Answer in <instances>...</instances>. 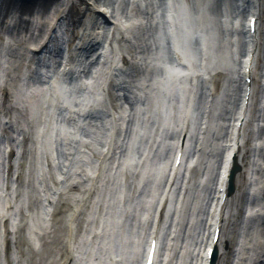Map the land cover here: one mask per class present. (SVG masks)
<instances>
[{
  "label": "rangeland",
  "instance_id": "1",
  "mask_svg": "<svg viewBox=\"0 0 264 264\" xmlns=\"http://www.w3.org/2000/svg\"><path fill=\"white\" fill-rule=\"evenodd\" d=\"M55 1H57V3H60L61 8L54 7V3L51 6L50 10L48 9L47 11H45L46 13L43 14V11H40L34 14L33 17L36 20L41 17L47 18L50 15L53 16L56 10H63V12L57 18V21L54 22L51 27H45L43 29L45 31H41L40 28L37 29L33 27L29 33V31H27L25 27V29H23L22 31L23 35H21L22 41H20V43L23 44V47H25L24 43H26V47L23 48V51L26 52V54H29L28 50L32 47V43H34V40H30V35L35 34L37 35L35 38L39 37V39H41L45 34L49 32L48 30H52L50 41L59 42L55 43V48H51L49 46L48 50L50 52L48 53H51V58H54L55 63H58L61 53H56L52 51V49H56L59 51V47H63L64 45L66 46V43L64 44L65 41L63 39L68 40V44H72L74 42L73 44L75 47H77V49L90 41L91 44L88 49L84 50L82 55L76 57L78 58L77 60L75 58V61H78V65L70 66V74L68 75V79L65 82L66 85L71 89H75L77 87L76 85L80 83L81 79L85 80V78L91 77L93 73L94 75H97V72H103L104 70H106V68H108V65H110V63L112 62L113 57H115L112 54L114 51V47H112L111 44H108L110 45L111 49L104 54L102 60L99 61L97 59V56L99 54L98 49L101 48L104 44H107L105 42L111 43L113 39H116L118 45L122 44L121 46L124 48L129 44L128 47L125 48V50H127V52L129 53L128 54L125 51L127 64L122 63V56H117V62L114 63L115 66L112 67L111 70V75H114V79L120 76L121 70L125 71V83L118 84L115 80H113L112 87H108L107 99L109 101L108 103H106L108 106L100 108L105 112L104 115H100L98 113L96 114L90 111H88V114L86 115V120L88 122H91L92 125H94V123L99 125H97V130L100 129V132L98 134H95L94 127L90 129L85 128L81 131V133L79 132V136L83 140H93L98 142L99 144V147L97 149L93 148V150H91L92 148L88 146L87 148L89 150L80 148V152H88V156L90 153H94L96 157H100L99 164H93V166H95L96 168H99V165L103 160L106 161L107 166L101 186V200L103 196L105 200H108L109 198L115 200L119 213L120 204L117 202V194L120 173L123 168L124 162L127 158L130 157L129 154L131 151L130 147L132 145V141L134 140V138H136L143 123V117L140 113L137 112V110H139L140 106L142 107V105H144V108H146L145 103L147 104V102H140V106L137 105V94H135V91H137L139 87H142L139 79L148 81L145 84L142 83L144 84V87L151 86L157 75L159 73L163 74V70L160 67H158L159 70H155L156 63H163L164 61H167L166 55L162 53L165 50V46L169 47L170 43L168 36L165 35L168 31L167 23L169 21L167 0H82L81 2H79V0ZM33 2V0H30V2L22 4L24 5ZM182 2L186 3L191 8V11H193L194 14L196 12H202L206 17H204L205 20L209 18L208 20L210 21V27H212V24L218 27L219 41L217 42V45L214 49V54L217 57H220V55H222V52L226 51L229 48L226 47V43H228L231 35L237 39V54H229V60L227 62H223L221 60V64L223 63L226 65L229 74L228 87L226 89V93L223 96L224 103L222 107H220L221 105H219L218 110L215 112V118L213 119L214 122H216L217 118L220 119L219 124L221 126H217L216 131H214L212 135L209 136L208 134H206L205 137H202L195 146L196 149L194 145L198 140L196 135L197 131H195L193 137L191 138L189 146L190 152L188 153L187 157L191 154H194V152L196 151H198L197 153H201L197 156L198 166L193 168L188 174V180L192 181V189L188 193L185 208L181 214V219H178V216L180 214H178L176 218H174L172 214L167 218V223L162 228V238L164 241H168L170 235L173 234V232L177 228L179 231H177L176 234L173 235V239H177L179 235L180 245H178V247H173L172 249L171 246L165 244L160 247L158 249L159 258L157 264H159L160 259H163L164 253L167 252L168 254V251L170 252L169 263L171 264H196L197 258L199 259L198 255L202 254V252H200V248L203 247L208 235L205 230V228L207 229L205 219L210 217V215H208V210L211 203L210 198L212 197L214 189L213 184L214 180H216L217 178V171L219 169L222 156L225 153V145L230 143L232 126L231 123L236 117L237 107L239 106L238 104L240 99V86L242 84V81L240 79L238 69L242 52L243 50L245 51L246 48L245 43L243 42L244 36H242L243 33H241L243 31H241V28H238V25H236L235 23V20H243L247 15L246 3H242L241 0H211L209 4H205L203 8V10L205 9V11H202L201 8L203 0H180L179 4ZM44 3L45 1L43 0V2H40L39 5H43ZM20 5L21 4H18L17 6ZM17 6L16 0H0V115L4 114L7 119H10L11 123H6V126L9 129H13L12 125L14 123H20V131H18V133H22V135L24 136V150L27 151V153L24 155V159L21 160L20 165L21 169L23 170L25 161L28 159L26 169L24 173L21 174V176L23 175L27 179L26 194L22 200V213L20 212L21 217L24 219H22L23 223L18 230L19 233L22 234L25 231L27 225L28 220L26 219H28L31 214L34 213L35 215L37 212H39L40 204L42 203V198L39 193H41L45 188L43 197L48 194L47 188L49 181L45 179L44 186L43 184H40L38 178V170L42 168L43 162L45 161L47 165H50V170H53L52 174H50V177L52 179V189L54 191H57L56 189H61L63 187L60 182L56 180L58 173H63L67 170H71L72 168L70 167L74 163H77V161L84 159H79V157H77V154L79 153L77 147L76 150L73 149L71 150V152H68L65 144L62 142L59 143L58 141H56L54 144V156L52 157V159H50L48 158L47 154L40 150V144L45 143V136L43 137L42 135L40 138L36 137V139H33V136L37 131L36 128L38 124L41 123L40 130H43L44 133L49 130L46 116L47 113H49L48 115H51L52 110H55V114L52 113V119L53 117H55L56 122H62L65 119V121L69 124H73V121H71L73 118H76L78 120L77 114L73 113V115L68 116L65 114V110L59 106L56 108L50 107L48 109V105H45L43 110H40L38 108L39 111H37V121L33 118H30V115L28 114L29 111L27 105L29 99L33 98L35 101L33 102V104H37V102L40 100V92L43 91V89L45 91L50 89V79L45 78L43 81H41L42 78L39 74L41 72H39L38 70V68H40L41 70L47 69L43 64L48 63V58H40V64L42 65H38L36 68L26 67L28 65L27 63H24V77L26 78L24 90L16 91L12 87L10 89L15 93H21V97L15 98V101L17 99V104H19L17 106V111L21 113L22 120L17 118L18 113L16 111L13 112L12 109H10L9 113H7V110H3V104H5V100L4 97H2V93H4L5 88V77L7 76V73L11 71L6 67L12 66L11 57H9L10 55L7 54V51L10 47L17 45L18 40L15 39L14 34L17 33V30L20 31L19 29H17V27H13L14 23H17L19 18L21 17V12H19ZM74 16H76V18ZM103 16L105 17V21L103 20ZM24 18L25 20L30 19V16L25 15ZM3 22L6 23L5 27H1ZM259 22L260 28L258 40L261 42V45L260 52L258 49V52L256 54V60L253 67V78L255 79V97L252 104H249L246 109L245 124L243 130L239 132L241 134L240 140L243 142L241 151L242 155H240L239 162H241V159H243L242 165L244 164L250 170V173L248 175V177L250 176V178L243 188L242 201L238 203L237 207L232 206V210H230V213L228 214V218L225 223L223 239L226 241L228 239L232 243L230 246H225L224 244H222L218 247V256L216 259L217 264H247V262L241 261V252H243V245L245 243L244 237L249 232L253 236L251 237V241L255 242H252L251 245L254 247V245L256 244L257 249H260V256L257 258V260H255L254 263L264 264V252H262L264 251V238L261 237V235L264 234V219L261 218L256 211L259 208H255V210H253V207L255 205L254 200L256 197L260 199V196L248 195L249 190H257L258 192L262 191V193L264 191V184H262L258 188L256 186L257 183L261 182V180H258L262 176H264L260 173L259 170L260 163H262V157L264 155V146H261L262 144L258 142L261 141L264 136V123L262 122V120L264 119V112L260 106L262 105V103L260 102V99L262 97L261 76L262 66L264 63V0H262V12ZM123 24L130 25L122 27ZM110 27L114 29H109ZM36 29L37 31H35ZM121 29L125 35L124 40H122L118 35L115 34V32L117 33V31H120ZM25 34L28 35L26 39L24 38ZM163 35L166 39L162 42L161 36ZM95 38L98 39L97 43L92 42ZM23 39H25V42ZM119 41H121L122 43H119ZM166 50L169 54V49ZM232 52H234V50H232ZM92 54L93 57H91ZM199 56L201 55L199 54ZM201 58L203 57L201 56ZM25 59L26 62L30 61V56L27 55ZM8 61H10V63H8ZM28 68L30 70H28ZM212 68L214 67L212 66ZM74 69L75 72L71 77H69ZM54 70L56 71L58 70V68ZM45 72H47V70H45ZM194 84H196L195 90L197 93V98L195 114L191 122V124L193 125L195 121L198 122L202 118V115H204L205 113H209V111L205 112L204 110L206 102V95H203L205 92L203 88L204 82L194 81ZM144 94L148 96L146 90H144ZM111 95H113V102H111L110 99ZM170 98L175 99L174 95L170 96ZM12 100L14 101L13 98ZM36 107L37 105L34 106V108ZM169 115V109H162L159 112V119L158 121H156L151 140H149V142L145 141L144 143V139H142V137H138L135 146H133V150L136 151V161H138L137 163L139 164V166L137 168L136 175H132L133 179L131 180V184L135 185V183L139 182L140 177L138 176V170L142 169L143 163L145 162L143 160H145L146 157H148L146 162L150 170L147 175V179L143 180L139 191L135 195L136 199H133L132 201V212L128 221V232L132 234L135 242L140 240V235L138 234L139 230H141L142 232L145 231L143 232L144 237L145 233L149 231L153 222L152 216L149 219V224L144 223L143 219L138 217L147 212L146 209L148 208V204H150V201H152L149 200L148 197L154 189V173L157 171L159 164H162V162H168L169 153H171L174 145V141H171L170 138L176 135L173 132V126L180 125V128H182L180 113L178 112V117L176 119H172V116ZM168 116L170 120H168ZM111 117H113L118 123V125H116V135L118 137L120 136L122 146L115 152V148L118 145L117 144L113 147L110 153H105V156L103 154L100 156V151L103 150L104 141L106 138V132L103 125L105 123V120ZM171 120H173L174 123H172L170 126L169 121ZM199 124L197 125V129L199 128ZM95 136H97L98 138L96 139ZM16 137H14V140L16 139ZM155 137L156 139L154 140ZM7 142H10V140H7ZM1 143L2 147H0V153L4 150L2 148L6 144L5 142H2V137L0 138V146ZM12 144L15 145V143ZM148 147L152 149L149 153H145L146 148ZM204 147H207V149H204ZM68 156L70 157V159H68ZM11 158L14 159L15 156L13 157V154H11ZM116 160L118 161V163H115L114 167H112L114 169V173H111L109 170V168H111L112 166L111 162H114ZM52 161H54L55 164H53ZM257 172H259L260 175ZM201 174L202 176L206 177V179H209L206 185H200L197 183ZM238 174L239 172L236 174L235 180ZM256 174H258V176H256ZM138 177L139 179L137 180ZM67 179H71L70 181H68L69 194L67 196V206L66 208H64L65 200H62L63 196L57 195V206L52 217V220H54L58 232L57 234L52 235L54 244L57 247V255L56 257L52 258L53 262L51 264H66L67 259L69 258V254L73 252L75 244L76 246L78 245V243L76 242H78L77 238L80 233L81 235L86 234L88 237L87 239L89 245L86 247V254H88L89 251L92 250L90 248V245L94 241V238V250L96 251H94L93 255L95 256L98 252H101V250L99 249L101 245L100 236L102 235H100V231L98 230V216L88 228L83 227L84 216L90 206L91 201L94 199L98 192L97 191L95 193V190L97 186H99L98 182L100 178H97L96 175L90 178L87 176V173L84 170H80L78 174L74 176L71 174H67ZM74 181L77 182V188L72 187ZM108 187L109 198L107 197ZM78 189L81 190V193H70V190L71 192H76L79 191ZM130 189L133 188L130 187ZM58 192H61L62 194V190H59ZM235 192L236 191L234 190L233 195L235 194ZM17 197L18 194L16 198ZM122 203V205L126 206L128 204V201ZM77 204H79V207H77ZM152 204L154 205V203H151V205ZM12 205L15 204L12 203ZM98 206L99 205H97V208ZM97 208L96 215L99 212L100 208L102 211H104L102 213L103 220H105L106 222L108 217L111 216L109 209H107L106 207L105 209H102L100 206L98 209ZM170 209L172 211L174 210L172 204L170 205ZM110 210L115 213V221H117L118 213H116L115 209L110 208ZM247 211L250 214L248 213L246 216ZM251 211L252 213H254L253 216H251ZM71 212H74L72 218L70 216ZM69 227L72 233L71 237L66 236L68 235ZM102 228L104 229V225H102ZM237 243L238 245L237 247H235ZM235 250L237 251L235 252ZM248 252L250 253L248 255L253 254L250 251ZM22 256L23 255L21 253H18L19 260H21ZM33 256L36 259V264H42L36 254H33ZM72 259H74V257ZM31 260L32 262L34 261L33 257Z\"/></svg>",
  "mask_w": 264,
  "mask_h": 264
},
{
  "label": "bare ground",
  "instance_id": "2",
  "mask_svg": "<svg viewBox=\"0 0 264 264\" xmlns=\"http://www.w3.org/2000/svg\"><path fill=\"white\" fill-rule=\"evenodd\" d=\"M33 3H29V4H21L20 6H17L19 12H21V17L19 18L18 22L14 23L13 27H17V29H19L20 31L17 30V33L14 34L15 39L18 40L17 45L10 47L7 51V54L10 55L9 57H11V65L12 66H8V70H11L10 72L7 73V76L5 77V88H4V93H2V97H4L5 100V105L3 104V110H7V113H9L10 109H12L13 112H17L18 116L17 118L22 120L21 117V113L18 112V105L17 104V99L15 101V98H20L21 97V93H15L14 91L10 90L11 87L13 89H15L16 91H21L24 87V85H22L21 83H23L22 79L24 78L23 72H24V63H27V67L29 68H36L38 66L37 61H32L31 60V56L26 54V52L23 51V48L26 47V43L23 44L20 43V41H22V36L23 35V29H27V31L32 30L33 27L37 28V29H41V31H45L43 30L45 27H51L53 25L54 22L57 21V18L59 17V15L63 12V10H56L55 13L53 14V16H49L47 18L41 17L39 19H34L33 15L36 14L37 12L43 11V14L46 13L45 11H47L48 9L50 10L51 6L55 3L54 7H60V4L57 3V1L55 0H44L45 3L42 5L39 3L43 2V0H33ZM82 0H79V2H81ZM211 0H203V4H202V11L203 8L205 6V4H209ZM256 2V7L254 8V10L256 11V8L260 7V3L262 2V0H255ZM18 4H20L18 2ZM17 4V5H18ZM22 6V7H21ZM187 7V4H186ZM179 8H180V4L177 3L176 0H169V19H170V23H169V29L168 31L170 32V39H172L174 48H175V54H176V58L177 61L179 63L182 62H187V66H183V67H178L177 70L172 69L171 67L169 68H164L165 65L161 62H157L156 63V68L155 70H159L158 67H160L161 69L163 68V74L159 73L155 79L154 84L152 83L151 86H146L144 87V84L147 83V80H143V79H139L140 80V84L142 85V87H139L137 92L135 94H137L136 99L139 101L141 100H145V102H147V104L145 103V107L144 105H142V107L140 106V104L138 103V105L140 106L139 110H137L138 113H140L143 117V123L139 129V133L142 135L146 134L145 137H142V139H144L146 142H148L151 139V136L153 134V131L155 129V124L156 121H158L159 119V111L162 110V108H164L166 105L169 106L166 109H169L171 111H175L178 104H175L174 99H170V96L176 91L179 90L180 92V98H181V102L183 104L182 106V111L179 112L181 114V125L182 128L180 129V126L177 127L179 130V135L177 137V142H180V139L182 138V134H188V128L185 129L186 124L190 121V123L193 120L194 114H195V103H196V90L195 88L192 89L190 87V84L187 83V78H191L192 81H198V78H196V74L198 72L201 74H206L207 80L204 83V89H205V93L207 95V101H206V110H209V106H208V99H209V94H208V87L207 85L209 84V80L211 79V75L213 73L216 74H222L223 79H224V84H223V88H222V94L217 97L215 99L214 103H211V110L210 112L215 113L218 110V104L223 105L224 103V94L226 93V89L228 87V79H229V74L227 71V67L225 64H221L217 67L212 68L211 67V60L209 59V61H207V59L205 58L203 60L202 65H200V68L195 67L192 62L187 61L182 53V49L180 47L182 40H184L186 42V45H190L191 43H193L196 39L199 42V46H201L203 48V52L207 53L208 50H210L218 41H219V37L217 36L218 32V27L214 26V24H212V27H210V21L208 19L205 20V16L202 12L199 13H193V11H191L190 9H188L187 7V11H185L184 9V4L182 5V11H183V19L179 14ZM200 9V11H201ZM39 10V11H37ZM25 15H29L30 19H26L24 18ZM77 16V15H76ZM76 16H74L76 18ZM205 17V18H204ZM43 18V19H42ZM45 19V20H44ZM43 21V22H42ZM238 20H235V22H237ZM214 23V22H213ZM183 25H185L186 27H183ZM6 23L3 22L1 27H5ZM125 26H129V24H123L122 27ZM180 26V27H179ZM112 27H110L109 29H111ZM243 28V27H242ZM259 28H260V24H259ZM29 29V30H28ZM37 29L35 31H37ZM114 29V28H112ZM50 31V30H48ZM121 31V33H120ZM118 30L117 33L115 32L116 35L119 36V38H121L122 40H124L125 35L124 32L122 30ZM139 31V30H138ZM52 35L51 32H49L48 36H46V39H39L35 38L37 35H30V40H34V44L32 47L33 49H29L30 54L34 53V55H37L39 53V50H45L48 51L47 48H49V46L51 48H55L56 44L55 42H50L49 43V37ZM33 36V37H32ZM28 37L27 34H25L24 38L26 39ZM25 39L24 42H25ZM37 39V40H36ZM98 39H94L92 42L93 43H97ZM15 41V40H14ZM161 41L163 42V37L161 36ZM38 43V44H36ZM107 44H104L101 48L98 49L99 53L101 54H105L106 51H110L111 47L108 44H111L112 47H114V51H113V61L112 63L117 62V58L116 56H122V59L126 60V56H125V51L127 52V50H125V48L128 47V45L124 47H122L121 45H118L117 40L113 39L111 43L105 42ZM119 43H122L121 41H119ZM49 44V46H48ZM91 42L89 41L87 44L81 46L80 48L77 49V47L74 46V44H71L70 47L68 48H64L62 49V47L60 50V53L62 51V55L64 57V61L62 64V68L63 71H65L66 69H68L71 65H78L77 62L78 61H69L71 58H73L75 56L79 57L80 55L83 54L84 50L88 49V47L90 46ZM227 46L229 47L226 51L222 52V55H220L221 60L223 62H227L229 60V54L233 53V54H237V50L235 48L237 45V39L234 36H230V39L228 40V43H226ZM28 45V44H27ZM208 49V50H207ZM248 49L249 50H253L256 51L257 49H259L260 52V42H258L255 38H253L249 43H248ZM130 50V49H128ZM232 50H234V52H232ZM52 51H56L55 49ZM132 51V50H130ZM50 52V51H48ZM46 52V53H48ZM94 53V52H92ZM128 53V52H127ZM129 54V53H128ZM189 54H191V51L189 49ZM30 56V61L26 62L25 57ZM45 55V54H44ZM43 55V56H44ZM91 57H93V54L91 55ZM48 58H50L51 60H54V58H51V53H48ZM78 58H76L77 60ZM62 60V57H61ZM124 62V61H123ZM8 63H10V61H8ZM115 66V64H114ZM28 68V69H29ZM208 69H210L211 73H206L208 71ZM39 72H42V70L40 68H38ZM111 70L112 67L109 68V71L107 73H105L104 75L100 74V76L98 75V78L96 81L95 78L91 77V78H85L84 81H80L79 85H77L78 90L75 88L74 91H71L70 93L72 94V98H66L64 99L63 96L61 95L62 92V80L59 79V77H64V78H68L66 76H64L63 74L59 73V71H57L58 78H55L52 80V87L50 88V90L47 91H41L40 92V97H39V101L36 103L33 102L34 99L30 98L27 108L29 111V115L30 118H33L34 120L37 121L38 117V108L40 110H43L44 106L46 104H52L53 103H57V105H66L70 108H72V110L77 109L80 113H85V110L88 109L91 102H93L95 105H93V107H98L100 104V100L101 99V95H97L96 92H98V90H100L103 87H106L108 85V87H112V83L113 80L111 82H109V80L111 79V76L113 77L114 75H111ZM206 71V72H205ZM75 72V69L72 71L71 75L69 77H71L73 75V73ZM111 72V73H110ZM187 76V78L185 77ZM126 80V73L125 71H122L120 76L118 78H116V81L119 84H124ZM143 80V81H142ZM98 82V89H96V83ZM144 83V84H142ZM152 87V88H151ZM151 88V89H150ZM66 91H68L69 89L65 88ZM80 89V90H79ZM144 90L147 91L148 96L144 95ZM77 91H80L82 94V103L81 104H77L76 102L79 100V97L77 96ZM91 94H90V93ZM247 92V91H246ZM110 97V96H109ZM113 95H111V102H113L112 100ZM12 98L14 99V101L12 100ZM73 105H70V100L73 99ZM108 98V97H107ZM104 99V98H103ZM147 99V100H146ZM108 100V99H107ZM183 100L185 101V103H183ZM109 101V100H108ZM218 103V104H217ZM36 108H34V106H36ZM180 105V104H179ZM174 106V107H173ZM173 107V108H170ZM49 108V107H48ZM111 108V107H110ZM144 108V109H143ZM114 109V107H113ZM244 109L242 108V111ZM48 112V111H47ZM52 112H55V110H52ZM49 113H47L48 115ZM237 116L240 117L238 121H242L241 120V112H237ZM264 118V116H263ZM49 130L47 132H43V130H40L41 128V123L37 125L36 128V136L37 138H40L42 135L43 137L45 136V144H40V150L44 151L47 153L48 158L52 159V156L54 155V144H53V139H54V132L57 134L59 133V135L61 136V138H63V143L65 144L68 152H71V150L74 147H77L79 153L77 154V157H79V159H84L86 160L85 165L83 168L86 169V173L89 175L91 174L92 176L96 175V177L100 178L99 179V186H97L95 193L97 192L96 196L94 197V199L91 201L90 206L84 216V221H83V227L88 228L90 226V224L92 222L95 221L96 217L98 216V224H99V233L100 238H101V247H102V255H100V262L99 264H139V262L141 261L142 257H143V252L144 250H141V244H135V245H131V243L129 244L130 247L128 249L127 247V243L128 240H131L133 238V236L130 234V232H128V221H129V217L131 215L132 212V201L135 198V195L137 194V192L139 191L140 186L142 185L141 183L143 182L144 179H147V175L149 173V166L147 165L146 162H144L143 167L141 170H138L139 172V177L140 180L138 183H135V185L131 184V180L133 179L132 175H136L137 173V168L139 166V164L137 163L138 161H136V151L133 150V146L136 144L137 139L139 137V135L136 136V138H134V141L131 145V151L129 154V158L126 159V161L123 164V168L121 170L120 173V177H119V182H118V194H117V198L120 197V199L123 202L128 201V204L126 206L122 205L123 203L120 204V211L121 213H118L117 210V203L115 202V200L109 198V194H108V189L107 188V197L109 198L108 200H105L104 196L101 200V193H102V183H103V179H104V173L106 170V161L103 160L101 162V164L99 165V168H96L95 166H93V164L98 163L99 164V160L100 157H96V155H94V153H90L88 156V152H80V148H84L85 150H89L87 147L89 146L90 148H92L91 150H93V148L97 149L99 147L98 142L96 141H89V140H83L82 138L79 137V132L80 129L78 127H80V121H77L73 126L70 127H63L60 129V131L55 130L56 126L54 125V117L52 119V116L49 115L48 119L46 120ZM86 122H88L87 120H85ZM85 121L82 122V125H85ZM111 121V122H110ZM220 119L217 118L216 122H215V129L218 126H221L219 124ZM262 122L264 123V119L262 120ZM17 128H16V132L18 133V131H20V123L17 122ZM94 126L95 129V134L99 133V130H97L96 124L94 123V125H92L91 122H88V124H86V126L88 127V129H90V126ZM116 125H118L117 121L111 117L109 122L107 123V126L109 127V129L107 130L109 136L105 139V144L104 149L100 151V156L104 153H110L113 149L114 146L117 147L115 148V152L120 149V147L122 146L121 144V139L120 136H116L115 134V130H116ZM193 124H191L192 126ZM200 125H202V123H200ZM236 131V130H234ZM13 132V131H12ZM245 132V130H244ZM0 133L3 134L4 138H7V140L13 141L11 138H9L7 136V134H10V131L7 130L5 127H3L2 129H0ZM14 133V132H13ZM157 133V132H156ZM207 134L210 135L211 132L207 131ZM18 135V140L24 138V136H21L20 134ZM264 135V133H263ZM156 136V134H155ZM95 138L97 139L98 137L95 136ZM174 141V140H173ZM261 142L263 143L262 145L264 146V136L261 139ZM39 145V144H38ZM12 144L10 143H6L5 147H4V151L0 153V163L3 164L5 162L10 163L11 161V157H10V153L8 155V152L12 150L11 148ZM21 146V144H20ZM2 147V143L1 146ZM237 146L234 145V147L232 148V153L235 152V148ZM22 149V147H21ZM39 150V149H37ZM231 154V153H230ZM240 155H242V153H239V158ZM71 156V155H70ZM68 159H70V157L68 156ZM147 159V157H146ZM28 160V159H27ZM25 161V166L27 165L28 161ZM74 161V160H73ZM243 159H241V162H237V165L241 168H243L242 171L239 172V174L237 175V178L234 182V188H235V194L231 197V198H227L225 201V205H227L230 201L231 203V208L232 206H236L238 205V203L240 201H242L243 199V188L246 185V182L249 180L250 177H248L250 170L243 164ZM53 164H55L54 161H52ZM51 163V165H52ZM115 163H118V161H114L111 162V168H109L111 173H114V169L112 167H114ZM71 164V163H70ZM69 164V165H70ZM73 164V163H72ZM80 164L79 161H77V163H74L70 168H73V170L77 171L79 170V167H75V165ZM68 165V167H69ZM10 166V165H9ZM181 169V168H180ZM179 169V170H180ZM264 155L262 157V167H261V171H263L264 173ZM51 171L50 170V165H47V163L44 161L42 164V168L40 170H38V175H40L39 181L41 182V179L46 176V174H50ZM11 173V169H9L7 172L6 170H1L0 168V204H1V208H0V251H2L3 245L8 242V237L10 236V233L8 231V227H9V220H13L15 221L17 219V217H15V212L14 210H9L8 206L10 205L9 199L5 200L4 199V191L2 189V184H3V179L6 175H9ZM77 174V173H76ZM75 174V175H76ZM139 177L137 178V180L139 179ZM248 178V179H247ZM60 181V184L63 186L61 189H56L57 191L62 190V195L63 197L66 199V203L68 202V194H69V187H68V179H67V174L65 172H59L57 175V178ZM16 180H12L10 186L8 187V190L10 189V187L13 189L14 186L16 185ZM48 181L50 182L48 184V191H49V197L50 200H48V204L45 208L42 207L41 205V209L40 212H37V219L34 217V213L31 214L29 216L28 219V224L26 225L25 231L23 232L22 230V234L19 235V248L21 249V251L23 252H28V250H32V246L36 247V253L38 256V259H40L42 264H47L49 263V259L56 257L57 255V247H54V241L53 238H51L52 235L57 234L58 229L56 228L54 231H51V218L54 215L55 212V207L51 202V195L57 194V193H53L51 192L52 189V180L48 179ZM136 181V180H135ZM190 181H188L186 183V186L190 185ZM264 182H260V184L257 185V187L259 185H262ZM160 185V181H158V184L154 185V189L152 190V194L148 197L149 199L153 200V199H157L158 202L157 204L154 206V208L152 206H150V204H148V209H147V213H144L141 215L144 223H147V215H149V213H152L154 215V219L157 216L158 211L164 210V208L167 205L168 200H173L177 209H176V213H181L182 209L180 205H183L184 202L186 201V197L188 196V193L190 192V190L192 189V186L188 189L187 195H186V190H184L183 192H180L178 194H176V196L174 197L172 195L171 188H167L166 186L162 188H159ZM45 186V185H44ZM130 187H132L133 189H130ZM122 189V191H121ZM121 192V194H120ZM43 193H45V188L42 190L41 193H39L40 196L43 197ZM71 194H79L81 192L76 191V192H71ZM221 194L219 192H217V197H220ZM263 198H264V193H263ZM83 200V198H82ZM217 200L214 202L215 206L217 207ZM236 204V205H235ZM97 205H99L102 209H105V207L107 209H109L110 211V218L114 219L111 220L110 223V231L111 233H109L108 231H106L105 229L102 228V225H104V220H103V212L99 207V212L96 215V208ZM261 205L260 202H257L255 204V208L259 207ZM67 204L64 206V208H66ZM77 207H79V204H77ZM97 208V209H98ZM110 208L115 209L116 213H118V219H117V224L115 222L116 217H115V213L112 212V210H110ZM230 208V210H232ZM254 208V209H255ZM258 211H262V210H258ZM221 213V212H220ZM219 213V215H220ZM230 213V211H229ZM228 213V214H229ZM174 214V213H173ZM74 212H71L70 216L71 218L73 217ZM43 216V218H41ZM7 218V220H6ZM153 219V220H154ZM6 220V221H5ZM158 222V221H157ZM218 223L221 224V220L220 222L218 221ZM149 224V223H148ZM153 224V223H152ZM45 225V226H44ZM68 235H66L67 237H71V229L70 227L68 228ZM176 231H179L177 228L175 229ZM49 231V232H48ZM144 232V231H143ZM143 232L140 230L138 232V234H140V237L143 239ZM25 233V234H24ZM108 233V235H107ZM153 234L150 235L151 237H155L158 235V237H160L161 233L155 235V231L152 232ZM81 233L78 235V245L74 246L73 248V252L71 254H69V258L67 259L66 264H70L68 262V260H71L74 257V264H83V260L86 256L85 250L86 247L88 246V237L86 234L81 235ZM130 235V236H129ZM174 235V234H173ZM261 235V234H259ZM48 236V237H47ZM73 236V235H72ZM224 236V231H223V235L222 238L220 240V245L224 244L225 246H230L231 245V241H229L227 239L224 240L223 239ZM131 237V239H130ZM157 237V238H158ZM251 237L252 234L249 232L248 234H246V236L244 237V247H243V251L245 252V254H250L248 251H251L252 253L256 252V257L258 258L260 256V249L258 250L256 245H254V247L251 245ZM262 238H264V234L261 235ZM8 238V239H7ZM71 240V238H70ZM119 240V243L117 242ZM95 241V238H94ZM105 242V243H104ZM107 242V243H106ZM149 243V238L147 239V245L148 246ZM264 243V241H263ZM210 243L208 242V245ZM212 244V243H211ZM158 245H159V238H158ZM166 245L171 246V249L173 247H178V245H180V236L178 235L177 239H170L168 241H166ZM238 243L235 245V247H237ZM145 247V248H146ZM206 246L203 247L202 251L200 250V252H206ZM91 249H94L93 247H91ZM201 249V248H200ZM257 249V250H255ZM157 251L156 250V257H157ZM230 251V250H229ZM237 250H235L236 252ZM234 252V251H233ZM264 252V251H262ZM39 253V255H38ZM106 253H109V255H112V257H108ZM47 254V255H46ZM33 259L35 260L34 256H33V252L31 253ZM71 255V256H70ZM170 256V252L168 251V256L167 258H169ZM254 256V255H253ZM15 259L17 260V255L16 253L14 254ZM91 262V264H97L98 258L97 257H89V259ZM170 261V259H168ZM247 260H249L250 264H255L253 262V260H256L255 257H251L247 258ZM156 261V260H155ZM168 261V263H169ZM199 264H208V260L207 262L204 261V259L200 258L199 260ZM0 264H16V262L11 261L10 257L7 255H4L2 257L1 253H0ZM19 264H33L32 262H28L24 261L21 262ZM170 264V263H169ZM214 264H217L216 260L214 261Z\"/></svg>",
  "mask_w": 264,
  "mask_h": 264
},
{
  "label": "water",
  "instance_id": "3",
  "mask_svg": "<svg viewBox=\"0 0 264 264\" xmlns=\"http://www.w3.org/2000/svg\"><path fill=\"white\" fill-rule=\"evenodd\" d=\"M214 88H216L217 91L219 90V79L218 78H216L214 80ZM239 170H240V167L235 163L234 168H233V170L231 171V174H230L229 194L233 193V191H234V178H235L236 173L239 172ZM213 256H214L213 258H214V261H215L217 253L215 252Z\"/></svg>",
  "mask_w": 264,
  "mask_h": 264
},
{
  "label": "snow or ice",
  "instance_id": "4",
  "mask_svg": "<svg viewBox=\"0 0 264 264\" xmlns=\"http://www.w3.org/2000/svg\"><path fill=\"white\" fill-rule=\"evenodd\" d=\"M211 255V254H210ZM149 264H151V262L149 261Z\"/></svg>",
  "mask_w": 264,
  "mask_h": 264
}]
</instances>
